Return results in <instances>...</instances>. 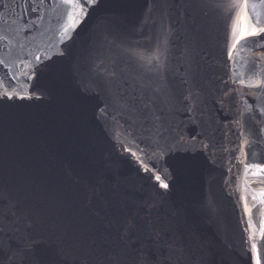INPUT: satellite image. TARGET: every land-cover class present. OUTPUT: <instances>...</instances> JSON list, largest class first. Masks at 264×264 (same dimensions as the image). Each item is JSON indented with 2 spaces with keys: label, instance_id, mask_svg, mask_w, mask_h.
I'll return each instance as SVG.
<instances>
[{
  "label": "water",
  "instance_id": "obj_1",
  "mask_svg": "<svg viewBox=\"0 0 264 264\" xmlns=\"http://www.w3.org/2000/svg\"><path fill=\"white\" fill-rule=\"evenodd\" d=\"M62 2L94 92L59 61L36 98H0V264H244L246 224L264 225V33L233 49L246 22L231 8L211 25L213 86L159 78L140 115L132 85L157 48L152 24L130 0ZM247 15L264 27L261 0ZM229 114L243 134L225 130Z\"/></svg>",
  "mask_w": 264,
  "mask_h": 264
},
{
  "label": "flooded vegetation",
  "instance_id": "obj_2",
  "mask_svg": "<svg viewBox=\"0 0 264 264\" xmlns=\"http://www.w3.org/2000/svg\"><path fill=\"white\" fill-rule=\"evenodd\" d=\"M130 2L141 9L152 24L155 38L159 39L157 48L143 64L144 70L131 86L140 92L136 104L140 115L145 103L152 99L150 87L159 78L183 75L195 78L205 88L212 87L213 80L208 77L215 67L212 59L205 60L211 54L208 51L214 50L211 45L219 47L222 38H213L211 25L225 17L233 8L232 2ZM202 51L207 52L200 56ZM59 61L67 79L72 80L79 91L94 92L85 51L76 38L62 0H0V98H36L39 85L58 70L54 63ZM113 76V73L105 74L110 81ZM123 133L119 135L122 149L142 169L149 168L145 156ZM147 172L157 175L152 170Z\"/></svg>",
  "mask_w": 264,
  "mask_h": 264
},
{
  "label": "snow or ice",
  "instance_id": "obj_3",
  "mask_svg": "<svg viewBox=\"0 0 264 264\" xmlns=\"http://www.w3.org/2000/svg\"><path fill=\"white\" fill-rule=\"evenodd\" d=\"M64 2L75 4V5L79 6L82 10L84 5H95L99 2V0H83V4L81 3V0H64ZM261 3H264V0H261ZM233 7L240 9V17L239 18L242 21L246 22V26L241 27V30L239 31L238 35L236 34L235 31L233 33L235 39H234V42L232 44V47H233V49H235L236 46L238 44H240V41L246 39V37L257 36L259 34L264 33V27L258 26L259 25L258 20L256 21V23H252L251 19H249L247 17V9L249 7V0H242V2H241V0H237V2L233 4ZM229 55L231 56V53H229ZM37 59H39V57H37ZM250 86H257L258 87V86H260V82L257 81L255 84L250 85ZM194 139H195V137H193V140ZM190 144H191V142L186 140L182 134H179L175 137L174 147H176L177 150H179L180 148H187ZM256 167H257L258 173L261 171H264V168H261L259 165H257ZM145 171H151V169H149V168H147V166H145ZM155 179H156L159 187L164 188V189L169 188V185L167 183L163 182L161 176L156 175ZM262 194H264V193H262ZM255 248H256V246L253 245L254 251H255ZM255 259H256V264H260V257H259L258 253H257Z\"/></svg>",
  "mask_w": 264,
  "mask_h": 264
},
{
  "label": "rangeland",
  "instance_id": "obj_4",
  "mask_svg": "<svg viewBox=\"0 0 264 264\" xmlns=\"http://www.w3.org/2000/svg\"><path fill=\"white\" fill-rule=\"evenodd\" d=\"M247 16L249 18V15ZM232 114L228 115L229 118L225 123V130L229 135H233L235 129H237L239 135L243 134L246 125L242 124V120L238 118L230 120ZM263 226L255 217L251 218L246 224L243 236L244 264H256L255 257L257 253L261 264ZM253 245L256 246L255 251L253 250Z\"/></svg>",
  "mask_w": 264,
  "mask_h": 264
},
{
  "label": "trees",
  "instance_id": "obj_5",
  "mask_svg": "<svg viewBox=\"0 0 264 264\" xmlns=\"http://www.w3.org/2000/svg\"><path fill=\"white\" fill-rule=\"evenodd\" d=\"M261 264H264V226H263V238H262Z\"/></svg>",
  "mask_w": 264,
  "mask_h": 264
}]
</instances>
